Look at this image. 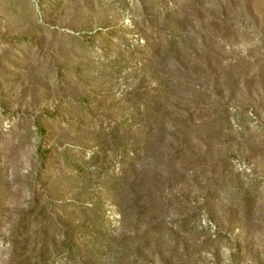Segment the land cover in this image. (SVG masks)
Listing matches in <instances>:
<instances>
[{
    "label": "rangeland",
    "instance_id": "1",
    "mask_svg": "<svg viewBox=\"0 0 264 264\" xmlns=\"http://www.w3.org/2000/svg\"><path fill=\"white\" fill-rule=\"evenodd\" d=\"M201 1L200 16L192 4L184 9H195L194 27H208L199 31L221 55L229 108L223 122L234 138L208 145V153L222 160L195 169L178 184L164 149L157 152L159 173L152 168L150 183L162 190L159 197L167 205L155 218L143 217L138 228L153 227L157 238L144 256L134 257L136 246L129 244L122 261L118 254L102 264H264V0ZM123 6L120 0H0V264L34 263L30 254L40 248L42 227L14 235L31 207L32 190L46 196L58 185L55 200L71 198L80 185L72 175L69 182L61 180L60 150L87 146L92 127L80 130L79 121H94L92 113L116 115L113 105L125 87H102L99 65L86 56L100 55L104 47L116 53L127 41L136 42L141 27ZM88 41L93 45L85 49ZM199 135L196 141L203 140ZM44 148L58 154H48L42 165ZM109 211L115 236L130 231L134 219L122 222L115 207ZM24 247L35 251L25 254Z\"/></svg>",
    "mask_w": 264,
    "mask_h": 264
},
{
    "label": "trees",
    "instance_id": "2",
    "mask_svg": "<svg viewBox=\"0 0 264 264\" xmlns=\"http://www.w3.org/2000/svg\"><path fill=\"white\" fill-rule=\"evenodd\" d=\"M120 1L141 27L136 42L127 41L116 53L104 47L100 55L88 53L86 57L99 65L101 86L125 87L124 96L113 105L115 116L97 117L91 112L94 121H79L80 130L92 127L85 137L86 147L70 145L60 150L61 180L69 182L67 175H72L80 185L72 197L59 204L55 200L59 199L58 185L53 186L54 192L46 190V196L32 190L31 207L20 216L14 235L23 237L34 225L42 227L40 248L30 254L33 264H102L126 253L129 244L136 246L134 257L142 255L157 238V230L147 227L139 232L141 219L155 218L167 205L159 197L162 190L150 183L154 172L159 173L157 152L164 149L163 160L178 184L195 169L212 168L222 160L208 153V145L230 144L234 138L232 129L223 122L229 118V108L223 97L226 70L221 55L209 48L205 31L200 32L208 27H194L203 2ZM189 4L198 9V17L193 14L195 9H184ZM204 21L200 18V23ZM145 32L149 35L143 37ZM88 45L93 42L88 41L85 49ZM242 63L245 61L237 62ZM97 76L88 81L94 83ZM80 101L89 104L88 98ZM219 120L223 124L218 126ZM37 130L45 136L43 127L37 126ZM198 133L203 140H195ZM52 153H56L52 148L39 149L40 163L43 165ZM58 204L60 207H55ZM112 207L122 222L134 219L130 231L114 235ZM28 239L22 238L25 245ZM34 251L25 250V254Z\"/></svg>",
    "mask_w": 264,
    "mask_h": 264
}]
</instances>
